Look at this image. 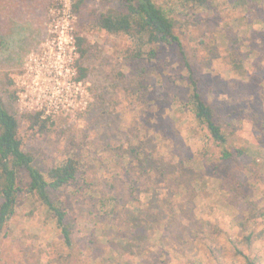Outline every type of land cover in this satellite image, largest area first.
Instances as JSON below:
<instances>
[{
    "label": "rangeland",
    "instance_id": "rangeland-1",
    "mask_svg": "<svg viewBox=\"0 0 264 264\" xmlns=\"http://www.w3.org/2000/svg\"><path fill=\"white\" fill-rule=\"evenodd\" d=\"M155 1L184 55L103 29L110 0H0V100L22 148L41 171L80 161L50 190L71 243L22 191L0 264H264V0ZM191 74L223 145L192 110Z\"/></svg>",
    "mask_w": 264,
    "mask_h": 264
},
{
    "label": "trees",
    "instance_id": "trees-1",
    "mask_svg": "<svg viewBox=\"0 0 264 264\" xmlns=\"http://www.w3.org/2000/svg\"><path fill=\"white\" fill-rule=\"evenodd\" d=\"M110 1L113 7L102 13L99 18V24L103 29L116 34L146 35L149 43L175 44L184 55L183 43L174 31L173 20L155 0ZM78 5L77 3L76 6ZM82 41L83 38L78 37L79 45ZM190 71L193 73L191 66ZM191 85L190 104L195 116L207 126L216 143L223 145L227 139L222 126L216 119L214 108L199 92L197 80L193 78V74H191ZM18 127L19 122L16 116L10 113L0 100V234L16 212L20 193L25 191L35 195L54 214L66 243L70 244V231L65 225V208L52 199L50 190L57 191L77 181L80 161L74 156H68L61 163L41 171L35 165L34 156L22 148ZM222 152L223 158L232 156L228 150ZM21 173H25L28 177L25 185ZM250 238V236L247 237V240ZM245 258L248 264L261 263L260 259H253L248 255Z\"/></svg>",
    "mask_w": 264,
    "mask_h": 264
},
{
    "label": "built area",
    "instance_id": "built-area-1",
    "mask_svg": "<svg viewBox=\"0 0 264 264\" xmlns=\"http://www.w3.org/2000/svg\"><path fill=\"white\" fill-rule=\"evenodd\" d=\"M70 4H71V2H70ZM64 5H66V3H65ZM70 7H71V5H70ZM70 7H69V8H70Z\"/></svg>",
    "mask_w": 264,
    "mask_h": 264
}]
</instances>
